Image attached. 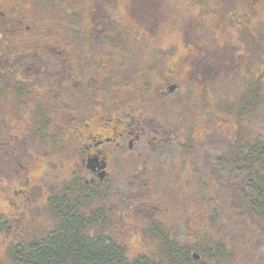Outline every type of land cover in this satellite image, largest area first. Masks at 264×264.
I'll return each instance as SVG.
<instances>
[{
	"label": "flooded vegetation",
	"instance_id": "af4514ba",
	"mask_svg": "<svg viewBox=\"0 0 264 264\" xmlns=\"http://www.w3.org/2000/svg\"><path fill=\"white\" fill-rule=\"evenodd\" d=\"M183 1L0 0V166L18 178L16 195L0 192V231L17 232L7 250L99 233L135 242L134 259H183L173 236L199 233L201 212L170 217L151 199L166 162L190 178L224 164L264 202L250 180L264 168V0H243L246 20L234 0L188 16Z\"/></svg>",
	"mask_w": 264,
	"mask_h": 264
},
{
	"label": "rangeland",
	"instance_id": "374dc122",
	"mask_svg": "<svg viewBox=\"0 0 264 264\" xmlns=\"http://www.w3.org/2000/svg\"><path fill=\"white\" fill-rule=\"evenodd\" d=\"M183 3H185L187 16L199 7L201 10L208 11L213 5L220 11H224L228 4L224 2L226 4L221 7L215 0H184ZM229 9L238 13L239 19L246 20L243 13L248 8L243 0H234ZM201 20L202 18H198L196 31L200 39H206L205 36L211 34L209 24L216 19L210 16L206 18V22ZM234 26L243 29V23H234ZM254 28L256 30L253 32L256 36L258 34L264 37V26L259 33L257 26ZM232 32L233 40L237 42V37L242 34L235 28ZM256 60L252 58V61ZM234 77L239 78L237 72H234ZM198 119L199 117H195L194 120ZM251 125L255 126V122H251ZM219 146H223V143L219 142ZM1 167L0 180L4 178L5 183L0 184V192L14 196L18 180L17 173L12 165L3 169ZM208 172L209 168L205 170L203 167L196 173V176L190 178L189 174L179 165L166 162L163 163L161 171L153 173L149 196L153 201L165 203L168 216L180 218L184 214H189L190 217H196L195 215L201 212V217L197 220L201 226L199 233L191 234L186 230L185 235L173 236V238L181 239L186 249L202 254L206 264H264V211L255 212L249 206L253 198L247 197L251 191L243 188L244 182L240 173L230 171L229 167L224 164L223 166L218 164L217 167H212L211 173ZM184 174L187 184L180 181V177ZM236 174L238 177L234 179L233 176ZM215 178L217 183L211 182ZM1 193L0 204L4 203ZM28 217L33 219V212L30 211ZM28 226L32 231L34 230L33 222ZM16 233V231H11L8 236L0 231V264H11L13 251L7 250L4 244L7 243V239L17 238ZM157 244L158 242L152 239L149 247L155 254H157L158 248H155ZM137 250L138 245L133 242L127 253L132 257L138 252ZM214 252L217 254L216 260L210 259Z\"/></svg>",
	"mask_w": 264,
	"mask_h": 264
},
{
	"label": "trees",
	"instance_id": "16d2710c",
	"mask_svg": "<svg viewBox=\"0 0 264 264\" xmlns=\"http://www.w3.org/2000/svg\"><path fill=\"white\" fill-rule=\"evenodd\" d=\"M251 185L255 190L264 185V168L250 172ZM249 206L255 212L264 211L263 201H250ZM26 257H23L16 249L13 251L11 264H206L202 254L199 259H194L190 249H186L183 259L169 257V253H160L158 260L149 257L131 258L127 251L118 245L106 240L99 233L90 236L85 241L81 234L63 233L58 235L55 243L50 240L41 246H32ZM40 248V249H38ZM214 252L210 259L216 260ZM8 264V263H5Z\"/></svg>",
	"mask_w": 264,
	"mask_h": 264
},
{
	"label": "water",
	"instance_id": "95a60500",
	"mask_svg": "<svg viewBox=\"0 0 264 264\" xmlns=\"http://www.w3.org/2000/svg\"><path fill=\"white\" fill-rule=\"evenodd\" d=\"M191 256L194 258V259H199V254L196 253V252H192Z\"/></svg>",
	"mask_w": 264,
	"mask_h": 264
}]
</instances>
